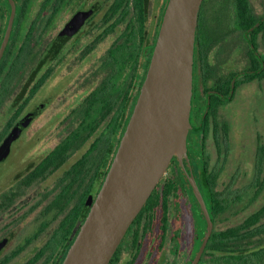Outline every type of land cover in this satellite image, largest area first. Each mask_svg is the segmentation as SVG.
Returning <instances> with one entry per match:
<instances>
[{"label": "flooded vegetation", "instance_id": "af4514ba", "mask_svg": "<svg viewBox=\"0 0 264 264\" xmlns=\"http://www.w3.org/2000/svg\"><path fill=\"white\" fill-rule=\"evenodd\" d=\"M13 1L4 42L11 8L0 0V264H60L125 129L167 0H36L33 13V0ZM224 1L202 0L196 28L186 140L196 183L200 157L212 165L211 149L227 156L234 129L241 128L244 74H256L244 71L264 61L263 31L255 34L257 55L248 41L252 30L246 37L236 16L222 31L203 21L205 3L212 11ZM248 49L259 65L244 70L252 61ZM169 167L191 199V238L180 233L177 208L169 223L173 189L146 205L158 182L108 264L194 258L205 229L195 235L194 214L204 216L176 157ZM184 168L189 171L185 159Z\"/></svg>", "mask_w": 264, "mask_h": 264}, {"label": "water", "instance_id": "95a60500", "mask_svg": "<svg viewBox=\"0 0 264 264\" xmlns=\"http://www.w3.org/2000/svg\"><path fill=\"white\" fill-rule=\"evenodd\" d=\"M4 42L10 31L15 3ZM202 0H167L145 78L109 168L60 264H108L125 232L176 157L205 218L202 241L190 264H197L213 220L195 181L187 153L193 56ZM264 17L244 31L256 28ZM250 46L258 55L252 41ZM4 45V43H3ZM1 52V50H0ZM246 70L258 73L264 67ZM186 160L189 171L184 168Z\"/></svg>", "mask_w": 264, "mask_h": 264}, {"label": "rangeland", "instance_id": "374dc122", "mask_svg": "<svg viewBox=\"0 0 264 264\" xmlns=\"http://www.w3.org/2000/svg\"><path fill=\"white\" fill-rule=\"evenodd\" d=\"M33 2V6L30 8L31 13L34 12L37 4L36 0H33ZM254 3L255 12H262L264 0H255ZM204 7L205 14L208 17L203 15V21H210L211 25L215 26L214 30L216 31L225 30L227 24L231 25L235 20L234 0H225L223 5L211 8L212 11L207 10L206 3ZM234 131V138L227 156L224 157L221 153H216L211 149L210 164L222 165L217 186L220 190L224 188L231 180L233 174H235L234 183L231 187H228L227 192L230 198H235L236 193H239L240 197L233 200L225 210L215 216L213 229H221L241 221L248 213L256 210L264 203V186L255 197H252L255 192V186L250 183L254 170L255 151L259 144L264 145V78H253L250 81H244L241 128H236ZM176 175L173 167H167L159 180L161 182L159 189H161V186L167 180H178L169 195V205L167 208L169 210V223L173 221L174 216L178 222L181 220L180 233L188 234V237L191 238V199L186 190L185 183L179 179V175L177 177ZM158 200H160V196ZM160 207V204L156 205L153 218L155 222H159ZM176 208L178 210H176V215L173 216V209ZM196 214L200 216V213ZM196 214H194L196 218V230L200 231H197L195 235L201 232L202 227ZM183 224L184 226H182ZM203 258L204 260L201 264H213L208 253L204 254Z\"/></svg>", "mask_w": 264, "mask_h": 264}, {"label": "trees", "instance_id": "16d2710c", "mask_svg": "<svg viewBox=\"0 0 264 264\" xmlns=\"http://www.w3.org/2000/svg\"><path fill=\"white\" fill-rule=\"evenodd\" d=\"M234 4L236 25L242 30L253 25L258 18L264 15V5L262 12L255 15L253 14L249 0H235ZM23 7L24 4L20 7V14L23 13ZM260 30L263 31V38L261 40L264 43V20L251 31V33L254 34L251 40L255 47L258 46L255 34ZM247 51L252 61L250 64L246 63L244 70L256 68L259 65L253 52L250 49ZM245 54L244 52V57ZM248 62H250V60H248ZM253 78L263 79L264 69L256 74H244V81H250ZM221 170L222 165H207L204 157H200L198 160L197 184L213 221L216 215L225 210L233 200L240 197V194L236 193L235 198H230L227 192L228 187H231L234 183L235 174H233L231 180L223 189L220 190L217 188L218 177ZM176 181L167 180L164 182L161 189H157L158 191L154 196V201L152 194L146 205H153L159 197V191H161L164 196L167 195L175 187ZM250 183L255 186V192L252 196L255 197L264 186L263 144H259L255 151L254 170ZM196 215L199 224H202V230L204 225H206L205 220L203 217L198 216V214ZM207 253L210 255L213 264H264V203L256 210L248 213L241 221L221 229H213L206 243L203 256ZM203 260L204 258L202 257L200 264Z\"/></svg>", "mask_w": 264, "mask_h": 264}]
</instances>
